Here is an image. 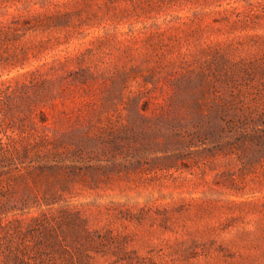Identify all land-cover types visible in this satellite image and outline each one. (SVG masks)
Masks as SVG:
<instances>
[{
    "label": "rangeland",
    "instance_id": "1",
    "mask_svg": "<svg viewBox=\"0 0 264 264\" xmlns=\"http://www.w3.org/2000/svg\"><path fill=\"white\" fill-rule=\"evenodd\" d=\"M0 264H264V0H0Z\"/></svg>",
    "mask_w": 264,
    "mask_h": 264
}]
</instances>
